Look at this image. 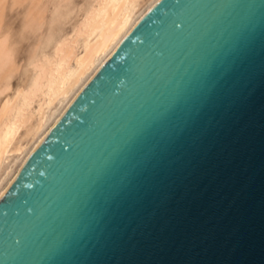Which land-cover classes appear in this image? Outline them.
Listing matches in <instances>:
<instances>
[{
  "label": "water",
  "instance_id": "obj_1",
  "mask_svg": "<svg viewBox=\"0 0 264 264\" xmlns=\"http://www.w3.org/2000/svg\"><path fill=\"white\" fill-rule=\"evenodd\" d=\"M0 264H264V0H159L0 195Z\"/></svg>",
  "mask_w": 264,
  "mask_h": 264
},
{
  "label": "bare ground",
  "instance_id": "obj_2",
  "mask_svg": "<svg viewBox=\"0 0 264 264\" xmlns=\"http://www.w3.org/2000/svg\"><path fill=\"white\" fill-rule=\"evenodd\" d=\"M158 1L96 0L51 55L32 63L29 86L0 106V169L8 155L16 156L0 176V195L75 95ZM3 45L0 41V71L10 57Z\"/></svg>",
  "mask_w": 264,
  "mask_h": 264
},
{
  "label": "rangeland",
  "instance_id": "obj_3",
  "mask_svg": "<svg viewBox=\"0 0 264 264\" xmlns=\"http://www.w3.org/2000/svg\"><path fill=\"white\" fill-rule=\"evenodd\" d=\"M95 1L0 0V41L10 55L0 71V106L9 102L17 89L29 86L35 75L32 63L51 55L54 46L73 33ZM15 158L6 157L0 176Z\"/></svg>",
  "mask_w": 264,
  "mask_h": 264
}]
</instances>
